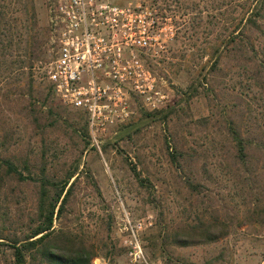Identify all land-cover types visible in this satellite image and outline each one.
<instances>
[{"label": "rangeland", "instance_id": "374dc122", "mask_svg": "<svg viewBox=\"0 0 264 264\" xmlns=\"http://www.w3.org/2000/svg\"><path fill=\"white\" fill-rule=\"evenodd\" d=\"M115 1L140 3L155 11L157 44L141 53L143 68L150 74L141 83L153 79L154 87L143 86L145 91L139 94L131 92L129 115L93 138L88 125L87 136H82L85 121L79 119L78 111L64 107L44 80V67L56 51L48 0H0L4 12L0 23V135L9 134L4 153L19 165L28 161L37 170L45 167L56 179L77 165L71 178L72 194L64 213L54 220V228L69 231L85 243L86 250L94 253L89 264L94 258L108 259L116 253L118 198L135 215L151 216L153 226L146 232L150 245L160 231L171 232L178 224H192L198 218L229 223L228 234L216 241L169 246L167 253L176 259L169 264H259L264 223L253 221L250 214L259 205L264 217V148H254L250 165L235 164L225 135L212 120L207 124L201 120L210 114L208 98L199 94L186 100L184 94L192 79L203 77L202 66L210 56L205 47L221 35L220 19L233 14V0ZM22 4L34 11L37 31L47 33L41 38L45 39L43 51L31 68L18 63L26 60L28 66V59L15 45L19 38L26 39L21 25L29 13ZM4 75L10 81L5 87ZM225 79L234 96L242 93L247 98L252 80L234 71ZM6 89L12 94L4 96ZM252 95L250 90L249 99ZM260 101L256 108L262 127L255 142H264V105ZM49 109L54 116L45 118ZM149 112H155L153 117L146 116ZM180 151L188 157H180L177 166L171 154ZM188 179L201 185L199 193L187 189ZM36 196L32 181L5 180L0 189L3 235L21 237L28 231ZM153 253L155 260L167 263L159 246ZM25 264L46 263L36 256L27 257Z\"/></svg>", "mask_w": 264, "mask_h": 264}, {"label": "trees", "instance_id": "16d2710c", "mask_svg": "<svg viewBox=\"0 0 264 264\" xmlns=\"http://www.w3.org/2000/svg\"><path fill=\"white\" fill-rule=\"evenodd\" d=\"M16 3L20 2L16 1ZM27 4L21 5L24 12L29 13L21 25L26 39L19 38L15 45L18 50L22 49V54L28 59V66L26 60H20L18 63L23 67L31 68L32 62L43 51L45 39L41 38H45L47 33L41 35L37 31L35 13ZM1 7L0 4V23L4 20ZM230 13L232 14L228 15L230 17L224 16L220 19L221 35L214 43L205 47V50L210 52V56L202 66L203 77L192 79L184 94L186 100L199 94L208 98L210 114L202 117L201 120L205 124L212 120L218 126L219 132L225 135L229 143L230 157L234 159L233 162L245 167L252 163L250 155L254 148H264L263 141L255 142V135L261 126L258 123L259 113L256 107L259 105V100L264 105V0H233ZM17 21L14 20V22ZM9 42L12 43V39ZM22 43H24V48H22ZM230 62H235V64L231 65ZM233 71L237 72L238 76L243 75L246 79L252 80L246 92L247 98L246 95L243 97L242 93L234 96L226 87L227 79L225 78ZM8 80L9 76L4 75V87L9 85ZM48 89L50 90L49 86ZM250 90L255 98L252 95L249 99ZM10 94L12 91L6 89L4 96ZM172 110L168 112L171 113ZM159 112L161 110L157 113ZM49 113L45 118L54 116L51 109ZM154 113H146V116L153 117ZM77 115L79 119L85 121L86 126L82 127L81 133L82 136H87L85 114L78 112ZM51 124L53 123L49 126ZM47 127L48 125L44 126V128ZM8 137L9 134L5 132L0 135V189L8 178L17 181L28 179L36 185L37 196L33 219L23 236L3 235V229L0 228L1 264H25L27 257L35 258L36 256H39L46 264H89L94 253L86 250L85 243L75 239L69 231L54 228V220L64 213L72 194L74 180L71 181V178L76 175L77 165L67 171L61 179L50 177L45 167L37 170L28 161H23L19 165L18 161L4 153L7 149ZM84 143L87 145L88 141ZM185 155L187 156V153L181 151L172 153V162L178 166L180 157L183 158ZM200 186L198 182L190 179L186 182V187L190 192L199 193ZM262 212L259 205L255 206L251 210L250 218L255 222L264 223ZM1 216H3L2 213H0ZM171 230V232L160 231L157 241L153 238L151 245L148 242V236H145L146 247L151 257L155 259L153 250L159 246L166 256V264L176 262V259L169 254L170 251L167 253L169 246L188 247L216 241L228 234L229 223L219 219L208 221L198 218L192 224H178ZM119 254H121V249L118 246L115 255L108 259L113 260ZM221 256L220 254L219 258Z\"/></svg>", "mask_w": 264, "mask_h": 264}, {"label": "built area", "instance_id": "2783aa9c", "mask_svg": "<svg viewBox=\"0 0 264 264\" xmlns=\"http://www.w3.org/2000/svg\"><path fill=\"white\" fill-rule=\"evenodd\" d=\"M56 51L44 67L52 95L72 110L83 112L91 137L122 122L131 92L154 87L141 53L157 44L155 11L140 3L115 0H48ZM115 236L121 254L113 260L94 258L92 264H161L146 247L151 216L135 215L118 198ZM259 264H264V251Z\"/></svg>", "mask_w": 264, "mask_h": 264}, {"label": "water", "instance_id": "95a60500", "mask_svg": "<svg viewBox=\"0 0 264 264\" xmlns=\"http://www.w3.org/2000/svg\"><path fill=\"white\" fill-rule=\"evenodd\" d=\"M21 264H24V263H21Z\"/></svg>", "mask_w": 264, "mask_h": 264}]
</instances>
